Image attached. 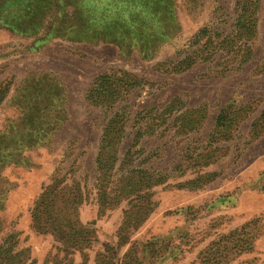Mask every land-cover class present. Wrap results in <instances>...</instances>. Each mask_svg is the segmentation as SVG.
<instances>
[{
    "label": "rangeland",
    "instance_id": "1",
    "mask_svg": "<svg viewBox=\"0 0 264 264\" xmlns=\"http://www.w3.org/2000/svg\"><path fill=\"white\" fill-rule=\"evenodd\" d=\"M130 1L80 0L79 16L60 12L54 20L50 12L36 33L0 24V97L7 90L0 105V133L8 128L6 120L16 117L9 106L25 82L33 80L34 87L36 80L44 84L54 77L70 113L49 146L0 150V246L12 237L16 252L23 253L7 264H198L199 253L218 234L243 221L232 217L228 225L215 227L224 212L208 206L244 189L264 171V137L249 147L250 120L238 133L236 122L231 124L226 135L216 120L230 100L253 113L264 111V0H174L178 30L153 43L145 35L159 29L139 35L138 25L151 16H136L138 9ZM250 15L256 19L255 34L239 40L238 23ZM60 22L64 26L57 35L53 31ZM115 22L130 30L113 28ZM203 31L204 38L191 46ZM233 38L235 46L221 44ZM188 56L207 60L174 72ZM101 76L121 81L115 80L121 96L113 111L125 134L116 148L104 151L108 164L101 184L107 190L99 192L95 159L110 112L85 98ZM130 83L137 85L126 88ZM15 137L14 144L23 142ZM115 154L118 162L111 169ZM56 181L79 187L83 204L55 210L53 226L42 214L37 231L33 210ZM123 187L132 192L127 195ZM177 187L183 191L171 190ZM75 197L53 189L49 205L62 206L63 198ZM151 198L158 207L145 221ZM79 221L89 227L83 234L67 229L70 224L79 228ZM58 226L60 241L51 234ZM76 234L78 241L71 242ZM171 251L181 257L165 260ZM233 264H264V240Z\"/></svg>",
    "mask_w": 264,
    "mask_h": 264
},
{
    "label": "trees",
    "instance_id": "2",
    "mask_svg": "<svg viewBox=\"0 0 264 264\" xmlns=\"http://www.w3.org/2000/svg\"><path fill=\"white\" fill-rule=\"evenodd\" d=\"M173 1L174 0H131L129 3H132L134 8L138 9L136 16L142 14L151 16L147 24L141 21L138 25L137 30L140 33L139 35L143 34V30L145 31L147 29H151L154 26H157L159 31L150 34L146 33L145 35V37L152 36L151 43H153L159 38H162V36H168L170 33L177 31L178 24L175 20V7ZM79 5L80 0H0V24L6 25L22 33H36L45 24L47 14H49L50 12L55 15L54 20L57 19L60 12L68 17L79 16L82 13L81 7ZM14 9H16L15 13ZM242 11L246 12L248 11V8L243 7ZM69 12L70 15H68ZM60 24L61 25H57L58 27L53 31L57 35L59 34L60 29L64 26V22H60ZM255 24L256 19L253 18V15L248 16L246 22L243 24L241 23V21H239L238 27L241 26V29L237 34V38L241 40L240 38H243L245 35L251 36L255 34ZM117 27L124 29L123 32H128V30H130V28L125 29L118 22H115L113 24V28ZM160 30H163L164 33H161ZM204 36V31L203 34L201 33L196 35L192 41L191 46H194L196 43H198L201 38H204ZM226 39L221 42L222 45L225 43H229V45L235 46L233 44L237 43L235 38H233L232 40H228L230 42L226 41ZM245 47H247V45H245ZM237 48L239 49V47ZM248 58L249 57H247L246 60ZM205 60H207V58H199V56H188L183 61H179L173 71L185 72L197 62ZM52 78L54 77H48V83L45 82L46 84H43L42 80H36V84L38 85L34 87H32V83L34 82L31 79L32 83L30 81L29 83L25 82L26 84L24 83V85L21 87L18 93V97H16L14 100V105L22 110L21 117L17 122L9 124L7 130L4 133H0V150H5L8 148V146L12 145L19 147L21 146L26 150L29 148L39 147L38 145L44 142V140L56 130L58 124L64 121L65 93H63L62 97L60 96L62 93V90H60L62 86L55 85L57 83L56 81H51ZM35 79L38 78L35 77ZM115 80L118 83L121 82L120 80H117L116 78H113L111 76H101L95 80L93 87L87 94V101L91 106L104 109L107 113L110 112L108 123L103 130V135L100 140L101 142L96 158V171L98 173L97 182L99 183L97 184V190L99 192L107 190L101 184L103 171L108 164V158L105 159L104 151L109 147L116 148L120 144L121 139L125 134V127L123 123L121 125V123L119 122V114L113 111L121 96ZM107 83L108 85L105 86ZM136 85L137 83H130L126 85V88H131ZM31 87L32 89L30 90ZM6 93L7 90L4 92V94L1 95L0 105L4 103L6 99ZM25 93L27 94L24 95ZM242 117L243 115L240 109H235L232 106H228L226 108H223L218 115L216 120V127L218 130L222 131L224 135H226L229 133L231 124H234L236 122V125L238 126L240 121L242 120ZM259 128L260 130L263 129L264 125H260ZM14 133H16L15 136H18L20 138L22 137L23 142L15 141L14 144L13 140L14 138H16L14 136ZM117 162L118 157L115 154L110 168L112 169ZM146 172L144 174V176H146L145 178L149 179L148 177H152L148 174V172ZM120 182L121 181H117L115 182V184H119ZM112 184H114V182H112ZM53 185L45 189L40 201L33 210V221L35 227L37 226V231L39 230L38 217L42 214L44 216L47 215L49 220L48 223H50L52 215L56 214L55 210L57 211L58 209L60 211L62 207L65 206L75 209L83 204L84 199H82V194L80 193L81 189H79V187L77 188L75 184H73V186H66L62 184V182L56 181ZM61 188L70 192L71 195L76 194L79 197L71 198L66 201H64L63 198L61 200L62 206H57V204H54L53 202L49 205L48 196H50V193L53 192V189H56L57 191ZM122 189H124V191H127V195L132 192V189L130 187H123ZM112 190L115 189L113 188ZM118 191L120 192V189H118ZM101 204L102 203L100 202V206ZM147 204H149V210H147V212H144L145 221L150 217L156 207L152 201V198L149 199ZM48 225L53 226L52 223ZM78 225L79 228H77L73 224H70L67 226V229L69 231L80 229L82 230L83 234V230L87 231V228H89L81 224L80 221L78 222ZM60 226L57 227L55 232L53 231L54 233H51L53 237L58 241H60V232L58 231V229H60ZM77 236L78 234H76L75 236L71 235V242H77L78 239L75 238ZM16 244L17 242L13 241L12 237H9L3 242V245L0 246V264H7L8 262L16 258L22 257L23 253L16 252V250L14 249L16 248ZM9 246H11L13 249L11 250V247ZM145 248L146 246H144V251ZM247 248H250V244L247 245ZM203 261L205 264H213V261L209 257L204 256Z\"/></svg>",
    "mask_w": 264,
    "mask_h": 264
},
{
    "label": "crops",
    "instance_id": "3",
    "mask_svg": "<svg viewBox=\"0 0 264 264\" xmlns=\"http://www.w3.org/2000/svg\"><path fill=\"white\" fill-rule=\"evenodd\" d=\"M85 99L86 102H88L87 95ZM228 106H232L235 109H240L242 111L243 117L237 127L236 133L240 132L245 122L250 120L249 129L245 138L247 145L249 147H252V145H255L256 142H258L264 137V129L260 130L259 128L260 124L264 119V111L258 112V109L255 113L249 110L247 111V108H245V106H238L237 103L232 100L227 103L226 107ZM9 107L12 108L14 112H16V117H12L6 120V124L8 126L13 122H17L21 117L22 113V110L15 106L13 103L12 106ZM64 109V121L58 124L56 130L52 134H50L44 140V142L39 144V147L49 146L51 141L56 136H58V134L63 130V128L69 121L70 113L69 108L67 106L66 95ZM256 113L259 114L256 117L252 118V114L253 116H255ZM100 140L98 142V147L100 146ZM74 145L75 144L70 141L69 146L73 147ZM206 188H198L196 189V191H201ZM171 190L177 192L183 191L181 188L178 187L173 188ZM153 203L155 204V206L158 207V203L154 199ZM208 208L210 211L219 210L224 212L221 213V217L217 221L215 227L228 225L232 221V217L239 220L242 219L243 221H241L242 223L237 225V228H235L234 230H229L227 233L218 234L211 241L208 247L205 248L201 253H199L197 258L199 261L198 264H205L203 261L204 256L209 257L213 261V264H233L236 259L242 256V254L250 252L254 244L258 240H264V171L257 174L255 178L244 187V189L232 191L231 193H228L225 197L215 198L210 203ZM151 216L152 215H150V217ZM249 244L250 248L248 249L247 245ZM180 257L181 254L179 252L171 251L169 253H166L165 260L168 259L169 261H176Z\"/></svg>",
    "mask_w": 264,
    "mask_h": 264
}]
</instances>
